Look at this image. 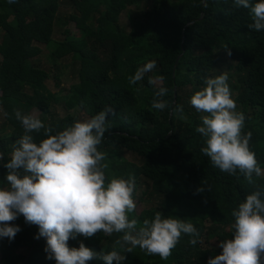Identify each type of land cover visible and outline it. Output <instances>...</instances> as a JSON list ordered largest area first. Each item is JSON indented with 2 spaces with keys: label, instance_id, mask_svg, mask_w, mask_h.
I'll list each match as a JSON object with an SVG mask.
<instances>
[{
  "label": "trees",
  "instance_id": "16d2710c",
  "mask_svg": "<svg viewBox=\"0 0 264 264\" xmlns=\"http://www.w3.org/2000/svg\"><path fill=\"white\" fill-rule=\"evenodd\" d=\"M62 1L0 0V109L11 127L8 137H0V189L9 187L3 165L25 134L14 110H38L39 119L56 135L75 119L53 116V104L80 107L90 119L110 109L98 146L106 154V176H134L135 204L154 200L129 218L142 224L159 211L164 218L192 223L199 240L193 246L189 241L194 237L182 235L167 260L139 247L127 252L129 245L115 243L122 233L78 235L68 241L69 247L83 243L98 253L115 249L125 255L124 264H207L221 249L203 246V237L217 243L233 238L232 212L254 191L264 194V175L254 176L249 184L239 172L230 175L213 166L201 152L206 138L196 132L204 113L191 106L190 98L206 86L205 78L220 62L217 51L224 52L236 81L235 103L245 116L243 132L251 133L249 147L264 170V31L249 29V10L235 7L233 0H153L149 11L130 16L129 33L121 29L119 16L133 0H78L71 20L85 36L78 38L67 30L65 38L56 41ZM38 44L52 46L54 58L71 57L79 65L78 82L62 96L47 89L50 74L32 63L41 53ZM160 100L167 105L163 110L153 107ZM181 106L182 114L176 111ZM31 135L37 144L47 138L43 129ZM125 152L141 162L128 160ZM201 187L204 191L198 192ZM11 223L21 231L11 242L0 238V264H56L47 259L45 238H34L38 226L25 223L22 215Z\"/></svg>",
  "mask_w": 264,
  "mask_h": 264
},
{
  "label": "clouds",
  "instance_id": "9594fccd",
  "mask_svg": "<svg viewBox=\"0 0 264 264\" xmlns=\"http://www.w3.org/2000/svg\"><path fill=\"white\" fill-rule=\"evenodd\" d=\"M233 3L237 8L249 10L252 18L249 29L264 31V0L256 3L233 0ZM227 81L228 76L223 72L214 78H205L206 86L190 98L191 106L204 113L196 128L206 138L201 152L221 172L230 175L239 172L253 184V177L264 175V170L249 147L251 133L243 132L245 116L236 111ZM166 106L163 100L153 104L159 110ZM176 111L182 114V106ZM109 112L106 109L51 135V129L38 117L14 110L25 134L3 165L9 187L0 189V238L14 240L21 228L11 222L22 215L25 223L38 226L34 238H45L47 259H54L56 264H88L96 259L102 264H123L125 255L115 249L98 253L83 243L78 248H70L68 241L78 235L90 238L100 232L107 236L122 233L115 243L121 247L129 245L127 252L139 247L161 260L171 256L182 235L194 237L189 241L191 245L198 243V230L183 219L164 218L159 211L142 224L129 218L136 209L135 177L109 180L106 154L98 150L107 130ZM42 129L47 138L37 144L31 133H40ZM3 156L0 153V160ZM197 191L202 192L204 188ZM262 195L254 191L233 210V238L220 241L221 253L210 257L207 264H264Z\"/></svg>",
  "mask_w": 264,
  "mask_h": 264
},
{
  "label": "rangeland",
  "instance_id": "374dc122",
  "mask_svg": "<svg viewBox=\"0 0 264 264\" xmlns=\"http://www.w3.org/2000/svg\"><path fill=\"white\" fill-rule=\"evenodd\" d=\"M134 3L131 4L122 14L119 16V25L125 33H129L131 30L130 16L135 14H140L143 11H149L151 2L153 0H133ZM78 0H63L61 3L60 11L58 12L54 40L62 41L65 38V31H70V33L78 38H83L85 36L84 32L80 30L76 23L71 20V16L76 13L75 5ZM3 38V33L0 32V39ZM41 49V53L32 59V63L41 69L46 70L50 74V78L46 81V87L49 91L57 96L64 95L65 92L70 88V86L78 82V70L79 65L73 61L71 57H64L62 59H56L52 56L53 47H49L43 44H38ZM217 59L220 60L218 65L211 72V77L219 75L220 73H226L228 76V85L230 87L231 98L235 101L236 98V85L235 78L232 76L233 72L228 68L229 61L228 57L224 52L217 51ZM1 59V58H0ZM57 76V78H56ZM57 84H60L57 86ZM159 85L160 82H157ZM202 90V89H201ZM236 111L241 112V107L236 103ZM30 114L36 117H41L40 112L36 109L32 110ZM51 114L57 118H62L67 115H71L75 122H84L90 119L89 115L80 107L74 109H67L64 102L60 101L52 105ZM11 132V127L5 122L2 110L0 109V137L6 138ZM125 158L133 162H141L140 158L132 153L125 152ZM154 200L151 198H145L142 202L136 203V211L139 213L145 208H149L153 205ZM203 246L214 247L218 243L216 241H208L205 237L202 239ZM22 255L25 251L20 252ZM124 264V261H123Z\"/></svg>",
  "mask_w": 264,
  "mask_h": 264
},
{
  "label": "water",
  "instance_id": "95a60500",
  "mask_svg": "<svg viewBox=\"0 0 264 264\" xmlns=\"http://www.w3.org/2000/svg\"><path fill=\"white\" fill-rule=\"evenodd\" d=\"M175 96H176V93H175Z\"/></svg>",
  "mask_w": 264,
  "mask_h": 264
}]
</instances>
